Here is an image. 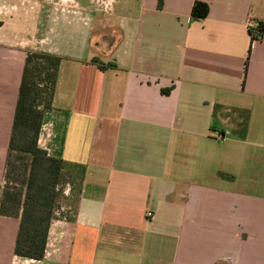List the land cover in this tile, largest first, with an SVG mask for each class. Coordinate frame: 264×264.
<instances>
[{
	"label": "crops",
	"instance_id": "0c3cea01",
	"mask_svg": "<svg viewBox=\"0 0 264 264\" xmlns=\"http://www.w3.org/2000/svg\"><path fill=\"white\" fill-rule=\"evenodd\" d=\"M13 1L0 0V182L27 51ZM193 1L140 0L110 44L93 40L88 1L43 2L61 62L38 144L85 173L40 260L13 254L18 220L0 215V264H264V0H202V18ZM248 20L263 26L252 40Z\"/></svg>",
	"mask_w": 264,
	"mask_h": 264
},
{
	"label": "trees",
	"instance_id": "16d2710c",
	"mask_svg": "<svg viewBox=\"0 0 264 264\" xmlns=\"http://www.w3.org/2000/svg\"><path fill=\"white\" fill-rule=\"evenodd\" d=\"M207 12L206 2L193 1L192 18L205 17ZM262 30L260 22L249 28L251 40ZM60 62L57 54L29 49L21 68L0 182V215L18 220L13 254L22 258L42 259L51 221L59 216L73 220L85 173L83 164L50 155L38 144L44 113L52 106ZM90 62L101 70L116 66L96 56ZM65 184L70 186L67 195ZM61 203L67 205L66 211L58 210Z\"/></svg>",
	"mask_w": 264,
	"mask_h": 264
},
{
	"label": "rangeland",
	"instance_id": "374dc122",
	"mask_svg": "<svg viewBox=\"0 0 264 264\" xmlns=\"http://www.w3.org/2000/svg\"><path fill=\"white\" fill-rule=\"evenodd\" d=\"M51 2H59L62 4L73 3L74 0H48ZM81 2L88 1L90 5V9L93 11L94 17V25H93V40H101L105 39L109 44L117 38L119 35V30L117 24L115 22V14L118 16L123 14H129L134 18L139 17V6L140 0H79ZM12 6V10L16 11V18H13V23L17 27L18 38L15 41H12V45H17L19 48L23 50H44L46 49V45L51 44L52 34L54 33L55 27L53 26V21H46V8L43 7V2L45 0H14ZM116 2V3H115ZM55 4L56 8L50 7V12L54 11L57 13L58 11H62ZM115 3V11H112V5ZM125 4H128L125 6ZM4 10H7L5 7ZM66 10V9H65ZM67 11V10H66ZM33 14V16H29V14ZM53 13V12H52ZM50 15L52 18L55 14ZM32 17V20H30ZM2 24H5L7 30H9L10 22L7 20L5 23L2 20ZM14 25V24H12ZM66 40V39H65ZM25 50V51H26ZM45 51V50H44ZM2 182V181H1ZM69 184H65L63 186L64 193L67 195L69 191ZM67 205L65 203H61L60 208L61 211H66ZM58 212V215L59 213Z\"/></svg>",
	"mask_w": 264,
	"mask_h": 264
},
{
	"label": "built area",
	"instance_id": "2783aa9c",
	"mask_svg": "<svg viewBox=\"0 0 264 264\" xmlns=\"http://www.w3.org/2000/svg\"><path fill=\"white\" fill-rule=\"evenodd\" d=\"M247 26H248L249 28H254V27L256 26V22H252L251 20H248V21H247ZM253 32H255V31H253ZM40 130H41V128H40ZM216 138H217L218 140H222V139L224 138V135H223L222 133H217ZM146 215H147V216L151 215V212L147 211V212H146Z\"/></svg>",
	"mask_w": 264,
	"mask_h": 264
}]
</instances>
